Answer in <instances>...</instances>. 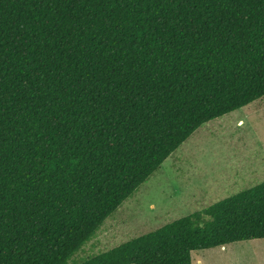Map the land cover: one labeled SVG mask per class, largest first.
Listing matches in <instances>:
<instances>
[{"label": "trees", "instance_id": "obj_1", "mask_svg": "<svg viewBox=\"0 0 264 264\" xmlns=\"http://www.w3.org/2000/svg\"><path fill=\"white\" fill-rule=\"evenodd\" d=\"M264 97V0H0V264H191L264 239V182L73 257L202 125Z\"/></svg>", "mask_w": 264, "mask_h": 264}, {"label": "rangeland", "instance_id": "obj_2", "mask_svg": "<svg viewBox=\"0 0 264 264\" xmlns=\"http://www.w3.org/2000/svg\"><path fill=\"white\" fill-rule=\"evenodd\" d=\"M264 182V97L199 127L73 257L109 251ZM191 264H264V239L191 253Z\"/></svg>", "mask_w": 264, "mask_h": 264}]
</instances>
